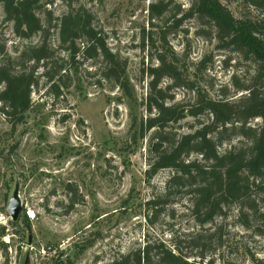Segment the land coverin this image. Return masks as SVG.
<instances>
[{
    "label": "rangeland",
    "instance_id": "374dc122",
    "mask_svg": "<svg viewBox=\"0 0 264 264\" xmlns=\"http://www.w3.org/2000/svg\"><path fill=\"white\" fill-rule=\"evenodd\" d=\"M153 1L44 0L55 18L66 13L69 5L83 7L93 16L107 48L125 62L129 96L101 79L100 61H87L76 66L71 86L57 101L46 95L40 79L30 96L32 109L14 130L0 114V264H108L144 241L171 244V239L181 240L198 230L184 195L164 200L154 212L145 207L148 200L163 194L171 175L162 170L146 181L152 132L143 138L139 133L141 121L147 118L144 99L150 78L146 69L155 66L160 49L157 35L153 46L147 39L148 7ZM220 2L235 19L264 18V13L241 0ZM189 4V0H175L166 17L177 7L187 10ZM157 26L158 31L163 25ZM196 27L193 20H186L166 37L180 64L192 71L191 79H196L194 65L207 57L211 62L198 83L212 97L219 96L220 88L230 89L232 74L244 83L253 73L252 66L236 54L216 50L214 40L195 35ZM0 36L11 57L38 42V37L18 39L4 21L1 7ZM50 41L56 45L55 34ZM168 84L164 81L162 87ZM169 94L179 102L193 95L183 89ZM193 123L188 118L171 125V130L186 133ZM250 125L263 123L255 119ZM236 144L237 140L224 144L219 151ZM14 192L22 206L16 226L6 210ZM72 197L77 202L69 208ZM235 216L236 210L230 208L215 221L222 226L221 241L212 243L214 251L202 264L209 259L213 264H251L252 255L264 257V238L240 227Z\"/></svg>",
    "mask_w": 264,
    "mask_h": 264
},
{
    "label": "trees",
    "instance_id": "16d2710c",
    "mask_svg": "<svg viewBox=\"0 0 264 264\" xmlns=\"http://www.w3.org/2000/svg\"><path fill=\"white\" fill-rule=\"evenodd\" d=\"M174 1L154 0L148 7L151 31L147 39L153 46V35H157L160 49L154 56L155 66L146 69L150 78L144 99L147 118L141 121L139 133L141 138L152 134L145 177L148 182L162 170L171 175L163 194L148 200L145 207L154 212L164 200L184 195L198 230L181 240L171 239V244L144 241L108 264H202L214 251L212 243L221 241L222 226L215 221L224 218L230 208L236 210L240 227L264 238V18L235 19L220 0H189L187 10L177 7L166 17ZM241 2L264 13V0ZM45 4L49 5L44 0H0L4 21L11 24L18 39L38 37L36 44L11 57L0 36V114L12 130L32 109L30 96L40 79L45 82L46 95L57 101L71 86L81 62L100 61L101 79L129 96L125 62L107 48L93 16L83 7L69 5L66 13L55 18ZM186 20L196 23V36L214 40L216 50L236 54L252 66L253 73L244 83L232 74L230 89L220 88L219 96L212 97L198 83L211 62L207 57L194 65L196 79H191L192 71L180 64L166 39ZM158 22L163 26L157 31ZM53 34L56 45L50 41ZM164 81L169 84L162 87ZM173 89L192 93L191 100L176 101L169 94ZM188 118L194 122L188 132L171 130V125ZM255 119L263 125L251 126ZM234 140L236 145L219 151ZM69 201V208L77 202L74 197ZM250 262L264 264V257L252 255ZM206 264L213 262L209 259Z\"/></svg>",
    "mask_w": 264,
    "mask_h": 264
},
{
    "label": "water",
    "instance_id": "95a60500",
    "mask_svg": "<svg viewBox=\"0 0 264 264\" xmlns=\"http://www.w3.org/2000/svg\"><path fill=\"white\" fill-rule=\"evenodd\" d=\"M6 210L10 217L11 222H16L19 219V216L22 211V206L20 204V201L18 199L16 192L12 194V197L8 202Z\"/></svg>",
    "mask_w": 264,
    "mask_h": 264
}]
</instances>
